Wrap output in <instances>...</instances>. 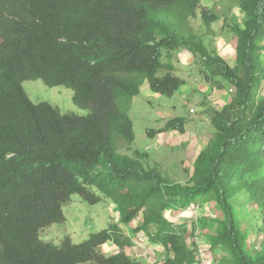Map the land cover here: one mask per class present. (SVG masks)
<instances>
[{
	"label": "trees",
	"instance_id": "1",
	"mask_svg": "<svg viewBox=\"0 0 264 264\" xmlns=\"http://www.w3.org/2000/svg\"><path fill=\"white\" fill-rule=\"evenodd\" d=\"M236 4L244 21L230 26L237 35L230 65L188 27L201 0H0V264H143L125 253L130 238L118 224L138 217L134 232L163 247L162 264H193L200 247H190L165 213L200 197L219 211L198 218L216 223L207 242L223 252L217 264H264V248L247 249L231 202L248 193L264 230V0ZM221 17L201 9L206 36ZM183 49L198 57L206 82L218 77L233 95L214 112V135L181 184L147 167L146 152H120L135 138L120 98L138 95L145 81L161 95L180 90L186 81L163 53ZM37 79L71 89L87 114L31 101L22 82ZM183 123L175 117L156 133L183 132ZM73 194L92 205L109 199L119 220L80 243L42 240L40 230L63 220ZM108 242L118 250L103 253Z\"/></svg>",
	"mask_w": 264,
	"mask_h": 264
},
{
	"label": "rangeland",
	"instance_id": "2",
	"mask_svg": "<svg viewBox=\"0 0 264 264\" xmlns=\"http://www.w3.org/2000/svg\"><path fill=\"white\" fill-rule=\"evenodd\" d=\"M236 1L201 0L197 16L188 21V27L203 35L208 47L217 49L230 65H234L235 62L237 40V35L231 31L230 26L242 25L244 21V13L239 10ZM202 8L222 16L212 23L214 35L211 38L205 35L201 20ZM225 23L227 26H223ZM183 51L184 53L181 54L175 52L167 54L165 51L163 53V61L171 60L175 66V74L187 82L181 86L180 90L171 96L161 95L151 91L145 81L138 95H124L120 98V103H127L130 106L129 115L133 121L135 135L134 141L129 145H123L120 152L130 156H134L136 150L146 152L147 167L157 166L162 175L181 184L186 183L196 156L214 135L215 129L211 122L214 112L233 95L232 86L224 84V81L218 77L206 82L198 57H194L190 51L185 49ZM262 59L264 61V53ZM22 86L34 103L47 102L63 113L85 115L88 112V109L79 108L73 103L72 90L64 86L51 87L40 79L23 81ZM261 94H264V83ZM175 117L184 119L183 132L168 130L156 133V130ZM148 130H153L155 133L149 136ZM203 198H198L189 207L178 206L167 211L165 215L182 232L190 247H200L193 264H217L223 252L209 249L210 244L207 242V235L215 232L216 223L211 219L209 227H205L198 218L204 215L217 218L219 211L215 202ZM231 202L234 204L239 227L246 232L247 249L251 252L262 250L264 230L259 218L258 205L244 191L238 192L231 198ZM62 210L63 220L41 229V239L58 243L63 237L69 236L74 243H80L88 238L90 233L106 228L110 222L119 220V213L109 199L92 205L78 194H73ZM138 222L139 217L129 225L118 223L123 231V238L127 236L130 238L129 243L124 247L125 253L141 260L143 264H162L167 252L144 234L137 236L138 233H135L133 228ZM198 233L200 235L198 239H195ZM117 250V246L110 242L101 246V251L105 254L114 253Z\"/></svg>",
	"mask_w": 264,
	"mask_h": 264
},
{
	"label": "clouds",
	"instance_id": "3",
	"mask_svg": "<svg viewBox=\"0 0 264 264\" xmlns=\"http://www.w3.org/2000/svg\"><path fill=\"white\" fill-rule=\"evenodd\" d=\"M187 51H188V50H187ZM182 52H184V51L182 50ZM178 54H179V53H178ZM185 81H186V80H185ZM185 83H186V82H185ZM54 223H58V222H54ZM51 224H53V223H51ZM51 224H49V225H51ZM49 225H47V226H49ZM47 226H46V227H47ZM46 227H44V228H46ZM44 228H43V229H44ZM39 235H40V233H39ZM42 240H43V239H42Z\"/></svg>",
	"mask_w": 264,
	"mask_h": 264
},
{
	"label": "crops",
	"instance_id": "4",
	"mask_svg": "<svg viewBox=\"0 0 264 264\" xmlns=\"http://www.w3.org/2000/svg\"><path fill=\"white\" fill-rule=\"evenodd\" d=\"M181 53H184V52H182V51H181V52H179V54H181ZM186 84H187V82H186Z\"/></svg>",
	"mask_w": 264,
	"mask_h": 264
}]
</instances>
